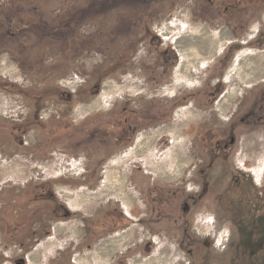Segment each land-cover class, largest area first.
Masks as SVG:
<instances>
[{"label":"rangeland","instance_id":"1","mask_svg":"<svg viewBox=\"0 0 264 264\" xmlns=\"http://www.w3.org/2000/svg\"><path fill=\"white\" fill-rule=\"evenodd\" d=\"M252 21L209 0H0V264H264V124H235L264 111V48L234 46ZM203 30L217 50L183 67L176 41Z\"/></svg>","mask_w":264,"mask_h":264},{"label":"bare ground","instance_id":"2","mask_svg":"<svg viewBox=\"0 0 264 264\" xmlns=\"http://www.w3.org/2000/svg\"><path fill=\"white\" fill-rule=\"evenodd\" d=\"M165 28H166L165 34L169 35L172 32V30H170V28L172 29L171 25L168 24L167 27H165ZM226 35L228 36L230 34H228V32H226V31H224L222 33V37L226 36ZM176 46L179 49V51L181 52L183 67H186L187 63H189V62L192 63L193 65L198 66L199 63L201 64L211 54H213V52L216 49L214 40L209 39V32H207V31L204 32V30L202 31V35L200 37H196V36L190 35V34L186 35V36H182L181 38L179 37V39L176 41ZM191 55H193L192 56L193 57L192 62H191V60H188V57H190ZM240 57L241 58H239V60H238V69H240L241 71L238 70V75H239L241 81L251 82V81L257 80V78L260 75H262V72H263V69H259L260 68L259 64H261L259 59L257 57H252V56L247 57L246 55H242ZM182 71H185V69L182 68ZM183 74H184V76H187V77L190 76L189 72H187V71L183 72ZM237 92H238L237 87L230 88V90L227 92L225 97L222 99L221 105L224 108H226L228 102L230 100L234 99L236 95H238ZM168 131H172V130H170L169 128H165L162 130V132H168ZM173 132L176 134V140L181 139L180 136L178 135V132H179L178 130H174ZM151 140H152V138H150V137L144 138L141 141L140 145L138 146V149L135 151V154H140V152H142L146 148V146H149L148 144H150ZM180 161H181L180 158H178V162H180ZM178 165H179V172L182 173V166L179 163H178ZM113 181H114L113 184L110 186V188H108L107 192L109 191V189H111V190H113V189L114 190H117V189L122 190L126 180L124 178L117 176V178ZM107 192H105V193H107ZM120 194H124V192L122 191V192H120ZM101 195L103 196L104 194H101ZM101 195H93V196H90V198H99V197H101ZM124 196L127 198L126 195H124ZM85 199H87V197H83V196L79 195L76 198L75 202L80 203L82 201H85ZM57 231H60V229H57ZM126 239L127 238H121L119 240L125 241ZM117 241L118 240L116 239V240H112V242H110V245H109L110 250L108 252L110 255L113 252L111 247L116 245ZM127 241H129V240H126V242ZM33 258H36V257H33Z\"/></svg>","mask_w":264,"mask_h":264},{"label":"flooded vegetation","instance_id":"3","mask_svg":"<svg viewBox=\"0 0 264 264\" xmlns=\"http://www.w3.org/2000/svg\"><path fill=\"white\" fill-rule=\"evenodd\" d=\"M224 1L226 0H209L211 12H213L214 14H217V13L223 14L225 16L226 15L231 16L233 14L236 16L238 14H242V16H246V17L251 16V18H253V21L250 22L249 25L246 24L245 26L246 28L243 31L244 33H246L245 42L239 41L240 43H237L234 46L239 47L241 44L242 45L246 44L247 42L251 40L252 36H254V38L256 37V40H258L257 44L264 48V0H227L225 4H224ZM254 21H256L255 25L250 27V25H253ZM224 31L226 30H223L221 33H223ZM250 31L253 33L252 35L250 34L251 33ZM244 100L245 98L242 99L238 104L244 103ZM261 110H263V100L262 99L257 101L256 104H254V106L250 110H248L243 117L239 118V123L236 122L235 124L237 125L261 124L263 125L264 124V111H263V114L260 115ZM233 123L234 122H232V124ZM147 137L148 136L142 137V140ZM235 145H236V139L232 137L229 143L228 142L223 143L222 145L219 144V147L227 151V150L232 149ZM134 154H135V151H134ZM136 155H139V154H136ZM182 172H183V167H182ZM126 182L127 181H125V183ZM120 195L123 196V198L125 199L124 202L127 205V203H129L130 201L129 196L126 195L125 193L120 194ZM124 195H126L127 198ZM61 209L65 210L64 208H61ZM70 212L71 211L65 210L63 216L65 215L64 217H67L70 214ZM121 220H123V222L129 221V218H127V216L124 214ZM116 239H119V238H116Z\"/></svg>","mask_w":264,"mask_h":264}]
</instances>
